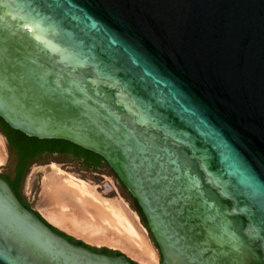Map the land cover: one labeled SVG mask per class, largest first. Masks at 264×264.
Returning a JSON list of instances; mask_svg holds the SVG:
<instances>
[{
    "label": "water",
    "instance_id": "95a60500",
    "mask_svg": "<svg viewBox=\"0 0 264 264\" xmlns=\"http://www.w3.org/2000/svg\"><path fill=\"white\" fill-rule=\"evenodd\" d=\"M0 117L101 155L159 264H264V0H0ZM52 226L0 175V264H140Z\"/></svg>",
    "mask_w": 264,
    "mask_h": 264
},
{
    "label": "bare ground",
    "instance_id": "6f19581e",
    "mask_svg": "<svg viewBox=\"0 0 264 264\" xmlns=\"http://www.w3.org/2000/svg\"><path fill=\"white\" fill-rule=\"evenodd\" d=\"M5 160V139L0 133V165ZM53 166L48 170L41 168L45 172L43 194L49 205L43 208L46 212L42 215L50 223L80 236L87 233L85 237L93 241L140 254L147 262H158L146 229L139 221L140 215L123 198L103 197L91 182ZM88 233L100 234L91 238Z\"/></svg>",
    "mask_w": 264,
    "mask_h": 264
},
{
    "label": "rangeland",
    "instance_id": "374dc122",
    "mask_svg": "<svg viewBox=\"0 0 264 264\" xmlns=\"http://www.w3.org/2000/svg\"><path fill=\"white\" fill-rule=\"evenodd\" d=\"M0 133L3 135V137L5 139V147H6V160L3 164L0 165V173H2L3 171L6 170V166L9 164L10 152H9V144H8L7 138L2 133L1 130H0ZM48 160H49V158L44 159V161H48ZM53 165L58 166L63 172L71 173V174H73L79 178H83V179L91 182L93 185H95L97 191L99 190L98 192L104 193L103 195H105L107 197H111V196L120 197L121 196L129 204L131 209L136 211L135 210V202H134L133 198L128 193V191L125 189V187L121 184V182L118 180L117 176L113 173V171L109 168L108 165H104V167L102 169L96 171V173H92L90 171H80V170L75 169V168H64L56 162L50 163V167H54ZM35 167H36V169H35ZM40 167L41 168H47V170L50 168L49 166H46V165H38L37 166L35 163L32 164L30 171L25 176V179L23 182V191L26 193V196H28V198L31 200L32 206L38 212H41V214H43L45 216V212H46L45 210L46 209H43V208L44 207L46 208L49 205L46 204L48 202L45 199V196L43 194L44 193L43 180L45 177V172L42 169H40ZM140 222L142 223L141 218H140ZM142 225L144 226L143 223H142ZM57 226L58 225H56L55 227H57ZM57 228L64 231L65 233L73 236L74 238H76L78 240L80 239L83 242L87 243L81 237H78L74 234L66 232L67 231L66 229H64L60 226H58ZM145 233H147L146 236L149 240V243L151 242L152 245L154 247H156V245H155L152 237L150 236L148 230H145ZM87 244H89L91 246H95V245H92L90 243H87ZM96 247H107V246H96ZM107 248H110L113 250H120V249L112 248V247H107ZM131 254H136V256L138 255L137 253H131ZM138 256H140V255H138ZM140 257L142 260H144L142 256H140ZM133 260H135V259H133ZM135 261L140 263V264H145V263H141L140 261H137V260H135ZM144 261H146V260H144ZM156 264H159V256H158V262Z\"/></svg>",
    "mask_w": 264,
    "mask_h": 264
},
{
    "label": "trees",
    "instance_id": "16d2710c",
    "mask_svg": "<svg viewBox=\"0 0 264 264\" xmlns=\"http://www.w3.org/2000/svg\"><path fill=\"white\" fill-rule=\"evenodd\" d=\"M0 130L7 138L10 147V155H16V157H18L20 161H33L37 157V155H39L43 151H59V152H66L75 158L83 157L84 163L88 161V163L91 164L93 168L102 169L104 165H107L105 159L101 155L93 151L85 149L75 143H72L64 139H40L34 136H28L23 132H21L20 130L12 128L1 117H0ZM87 158L90 161L87 160ZM0 175L5 177L12 190L16 193V187H17L16 180L14 178L10 179L5 175V173H0ZM133 200L135 202V210L137 211L138 215H140L141 221L144 224V226L147 227V223L140 206L137 204L134 198ZM52 228L58 232L63 233L64 235L67 236L68 239L72 241L78 240L73 236L65 233L64 231L58 229L55 226H52ZM86 245L95 250H103L106 253H113L116 251L107 247H96V246H91L89 244Z\"/></svg>",
    "mask_w": 264,
    "mask_h": 264
},
{
    "label": "flooded vegetation",
    "instance_id": "af4514ba",
    "mask_svg": "<svg viewBox=\"0 0 264 264\" xmlns=\"http://www.w3.org/2000/svg\"><path fill=\"white\" fill-rule=\"evenodd\" d=\"M9 152H10V147H9ZM46 158H49V160L44 161V159ZM88 158L87 160H89ZM49 162L50 163L56 162L64 168H75L80 171H90L92 173H96V171L100 170L98 168H93V166L89 164L88 161L84 163L83 157L75 158L66 152L43 151L39 155H37V157L33 161H20L19 158L16 157V155H10L9 164L6 166V170L3 171L2 173H5V175L10 179L14 178L16 180V186H17L16 195L23 202V204L34 209L36 212L38 211L32 206L31 200L28 198V196H26V193L23 191V182L25 176L30 171L32 164L35 163L37 166L46 165L50 167Z\"/></svg>",
    "mask_w": 264,
    "mask_h": 264
},
{
    "label": "crops",
    "instance_id": "0c3cea01",
    "mask_svg": "<svg viewBox=\"0 0 264 264\" xmlns=\"http://www.w3.org/2000/svg\"><path fill=\"white\" fill-rule=\"evenodd\" d=\"M99 191V190H98ZM101 195H103L104 193H100ZM103 197H106V198H108V199H114V198H117L116 196H111V197H107V196H105V195H103ZM120 198H122L121 196H120ZM124 201H125V199H123ZM126 202V201H125ZM127 203V202H126ZM128 204V203H127ZM128 206H129V204H128ZM130 207V206H129ZM131 208V207H130ZM133 210V209H132ZM134 211V210H133ZM136 212V211H135ZM137 213V212H136ZM139 221H140V218H139ZM141 223V222H140ZM53 224V223H52ZM142 224V223H141ZM53 225H55V224H53ZM56 226V225H55ZM58 227V226H57ZM66 232H68V233H71V234H74V235H76V236H78V237H81L84 241H86L87 243H90V244H92V245H95V246H107V247H112V248H117V249H120L121 251H123L124 253H126L130 258L132 257L133 259H135V260H137V261H140L141 263H145V264H156V263H153V262H147V261H144V260H142L141 259V255L140 254H138V255H140V256H136L135 254H131V253H129L128 251H126V250H124V249H122L121 247H116V246H112V245H110V244H108V243H99V242H97V241H93V240H91V239H88V238H86L85 236H87V233H84L83 235H85V236H80V235H77V234H75V233H72V232H69V231H66ZM97 234V233H96ZM96 234H92V235H90L89 233H88V235L91 237V238H93V237H95V236H97L98 234H100V233H98L97 235ZM88 237V236H87ZM151 243V242H150ZM151 245H152V243H151ZM153 246V245H152ZM153 248L155 249V251H156V254H157V257L159 256V253H158V250H157V248L156 247H154L153 246Z\"/></svg>",
    "mask_w": 264,
    "mask_h": 264
}]
</instances>
